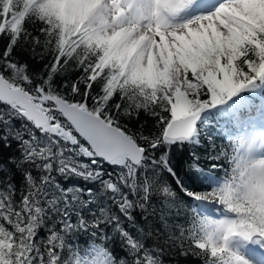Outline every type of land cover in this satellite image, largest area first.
Wrapping results in <instances>:
<instances>
[{
    "label": "snow or ice",
    "instance_id": "1",
    "mask_svg": "<svg viewBox=\"0 0 264 264\" xmlns=\"http://www.w3.org/2000/svg\"><path fill=\"white\" fill-rule=\"evenodd\" d=\"M204 2L0 0V264H257L264 0Z\"/></svg>",
    "mask_w": 264,
    "mask_h": 264
},
{
    "label": "trees",
    "instance_id": "2",
    "mask_svg": "<svg viewBox=\"0 0 264 264\" xmlns=\"http://www.w3.org/2000/svg\"><path fill=\"white\" fill-rule=\"evenodd\" d=\"M29 29L31 30V26H29ZM24 55H25V58L29 61L30 68L34 73L39 74V73L44 71L43 65L46 61H40L39 59L33 60L30 56L27 57L26 54H24ZM78 76H79L78 71L70 70L65 74L57 75L55 77V80L57 82V85L61 86L64 84L65 81L76 80L78 78ZM261 96H264V93H260L258 95L248 94L247 98L250 99L253 102V104H255V103L259 104ZM125 122L127 123L128 127L132 131H137V130H140L141 128H143V133L145 135H147L150 131L155 130L153 127L155 124L154 119L145 112H141L138 118L126 120ZM212 127L214 128L213 136L216 139L217 146L229 145L230 142L227 138V135H226L224 129L220 126H217L214 121L212 122ZM220 137H223V139H220ZM188 151H189L188 147H185L184 149H181L179 147L172 149V163L177 168L180 175H185V173L187 171L185 161L187 158ZM229 151H230V148H229ZM157 155H159V153ZM161 180L163 182H166L167 185L173 187L174 191H178V188L176 187L174 181L166 173L161 174ZM66 183H79V184L83 185L86 182L83 180H80L79 178H74V179H70L69 181H66ZM89 186H91V185H89ZM160 202H161V200H160L159 195H155L153 197V204L158 205ZM137 219L141 220V217L137 216ZM156 227L163 229L162 224H160L159 222L156 223ZM86 240H87L86 237H82L81 243L82 244L85 243ZM148 242L152 243L151 240ZM166 264H201V262L198 258L193 257V256L184 257V256H177L175 253H172L169 257H167Z\"/></svg>",
    "mask_w": 264,
    "mask_h": 264
},
{
    "label": "rangeland",
    "instance_id": "3",
    "mask_svg": "<svg viewBox=\"0 0 264 264\" xmlns=\"http://www.w3.org/2000/svg\"><path fill=\"white\" fill-rule=\"evenodd\" d=\"M213 3L214 1L212 2V4L209 6V8H211L213 6ZM194 12L196 11H201V9H196V10H193ZM255 105V104H254ZM256 252V253H254ZM248 254L254 259L257 261V264H259L258 262L260 263H263L264 262V252H262L261 250H258L255 246L252 247V251L251 252H248Z\"/></svg>",
    "mask_w": 264,
    "mask_h": 264
},
{
    "label": "bare ground",
    "instance_id": "4",
    "mask_svg": "<svg viewBox=\"0 0 264 264\" xmlns=\"http://www.w3.org/2000/svg\"><path fill=\"white\" fill-rule=\"evenodd\" d=\"M214 0H205V2L204 3H202V4H198L193 10H196V9H201V10H207V9H209V6L212 4V2H213ZM192 10V11H193ZM259 250V249H258ZM252 251V248H250L249 249V252H251ZM254 253H256V252H254ZM259 264H264V262L263 263H260V262H258Z\"/></svg>",
    "mask_w": 264,
    "mask_h": 264
}]
</instances>
